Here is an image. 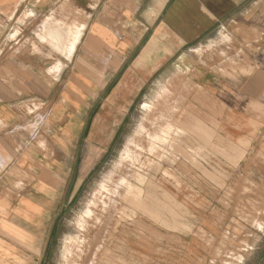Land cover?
Returning a JSON list of instances; mask_svg holds the SVG:
<instances>
[{
	"label": "crops",
	"instance_id": "1",
	"mask_svg": "<svg viewBox=\"0 0 264 264\" xmlns=\"http://www.w3.org/2000/svg\"><path fill=\"white\" fill-rule=\"evenodd\" d=\"M228 18L241 20L239 34L264 39V0H0V264L48 263L81 201L87 158L110 145L99 139L100 122L110 125L104 114H126V86L152 51L194 50L213 29L230 26ZM68 26L77 36L70 53L43 38ZM258 39L250 64H236L251 71L230 81L235 93L218 130L242 153L238 177L264 193ZM207 73L202 82L210 88L227 83Z\"/></svg>",
	"mask_w": 264,
	"mask_h": 264
},
{
	"label": "rangeland",
	"instance_id": "2",
	"mask_svg": "<svg viewBox=\"0 0 264 264\" xmlns=\"http://www.w3.org/2000/svg\"><path fill=\"white\" fill-rule=\"evenodd\" d=\"M231 20L194 50L147 57L126 86V114H104L109 130L99 124L110 145L87 158L81 201L46 264H264V193L238 177L242 153L218 130L230 81L251 71L236 64L249 65L264 39L239 34L241 20ZM70 27L43 38L74 48ZM203 72L227 83L210 88ZM188 218L195 225H177Z\"/></svg>",
	"mask_w": 264,
	"mask_h": 264
}]
</instances>
